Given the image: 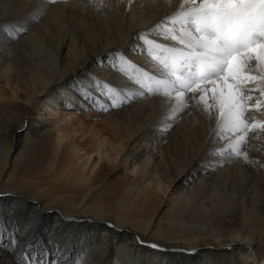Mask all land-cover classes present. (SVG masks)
Here are the masks:
<instances>
[{"label":"bare ground","instance_id":"1","mask_svg":"<svg viewBox=\"0 0 264 264\" xmlns=\"http://www.w3.org/2000/svg\"><path fill=\"white\" fill-rule=\"evenodd\" d=\"M192 8L0 0V264H264V61L228 79L245 109L233 128L223 79L181 77L195 94L176 79Z\"/></svg>","mask_w":264,"mask_h":264},{"label":"snow or ice","instance_id":"2","mask_svg":"<svg viewBox=\"0 0 264 264\" xmlns=\"http://www.w3.org/2000/svg\"><path fill=\"white\" fill-rule=\"evenodd\" d=\"M190 2L193 8L187 13L188 18L182 24L183 26L191 24L197 35L193 38L189 34L187 40L180 41L190 51L181 60V75L176 79L180 82L181 88H187L194 94L197 89L192 88L190 83H185L181 77L186 76L190 82L206 81L213 77L223 79L228 91L220 92L221 116L226 115V122L239 130L244 125L245 109L231 91L233 85L228 84V79H235L240 75L239 69L242 63L248 65L252 61H264V0H190ZM258 40L262 42L257 43ZM120 57L119 52L108 57L112 60L114 69H118ZM98 62L103 63V60L100 59ZM211 82L215 85L216 80L212 79ZM96 88L97 91L104 89L105 96L109 95L110 91H115V89L110 90L108 84L101 80H96ZM79 91L94 105L101 103L100 98L91 92L83 88ZM177 95L182 96L183 93L178 92ZM213 95L215 98V89ZM240 139L243 140L244 137ZM0 195L7 194L0 193ZM69 219L75 218L69 217ZM109 226L115 227L111 224ZM137 242L155 250H166L160 244L144 241L139 236ZM12 243L15 244L16 240L13 239ZM179 251L194 253L197 249H179ZM27 260L28 264H55V261L48 259L47 252L42 260L37 256L27 257Z\"/></svg>","mask_w":264,"mask_h":264},{"label":"rangeland","instance_id":"3","mask_svg":"<svg viewBox=\"0 0 264 264\" xmlns=\"http://www.w3.org/2000/svg\"><path fill=\"white\" fill-rule=\"evenodd\" d=\"M260 43H261V41H260ZM72 110H74V111H77L76 109H74V108H71ZM71 109H69V110H71ZM62 110V109H61ZM77 114H79V112L77 111ZM63 115V114H62ZM61 114H59V113H56L55 114V116H56V118H54L55 120H53V118L52 117H49L48 115H43L44 117L42 118V120H44V122L46 123V124H48V125H50L51 123H53L54 124V122H52V121H55V123H56V121H57V123H64V118H63V116H62ZM80 115H84V114H80ZM102 120V118L101 117H99L97 120H88V121H90V122H92V121H98V122H100ZM86 128H89V126H86ZM71 132H73L72 130H71ZM86 134V133H85ZM83 135V137L81 138L80 137V140L82 141L83 139H85L86 137V135ZM78 134L77 133H75V136H77ZM94 138V137H93ZM103 139L101 138V139H99V141H101V143H102V148L104 147V144L106 143L105 141L106 140H103ZM106 145V144H105ZM16 153V150H15V152L13 153V154H15ZM96 153V152H95ZM9 162L12 160V158L9 156ZM116 175H119V176H121V175H123V174H126V173H128V169L127 168H125V167H123V166H118L117 168H116Z\"/></svg>","mask_w":264,"mask_h":264}]
</instances>
